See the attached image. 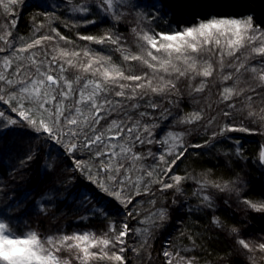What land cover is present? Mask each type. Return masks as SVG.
<instances>
[{
	"label": "snow or ice",
	"instance_id": "snow-or-ice-1",
	"mask_svg": "<svg viewBox=\"0 0 264 264\" xmlns=\"http://www.w3.org/2000/svg\"><path fill=\"white\" fill-rule=\"evenodd\" d=\"M28 7L37 11L24 36L17 30ZM172 14L169 0H60L53 5L0 0V133L18 130L36 141L13 172L40 162L51 187L34 207L45 216L62 197L72 196L91 205L90 214L78 220L98 216L107 221L100 232L42 233L21 229L19 217L10 214L12 206L5 205L0 209V264H130L129 251L137 257L147 251L152 264L150 241L169 219L168 208L157 207L156 194H183L189 181L202 209L215 212L209 190L216 189L235 193L238 204L264 214V191L250 197L239 176L220 181L209 173L177 171L189 154L202 155L194 150L225 142L231 145L225 156L234 151L246 161L245 136L234 134L264 138V20L257 22L253 13L213 14L172 24ZM61 15L66 29L108 26L102 34L77 31L78 40L87 42L80 45L63 34ZM161 19L168 30L159 29ZM122 24L132 40L120 30ZM185 89L194 101L215 89L216 100L184 112ZM201 131L208 139L191 142ZM257 157L264 166V140ZM65 174L73 186L66 194L58 187ZM29 195L25 192L23 199ZM224 203L230 206L229 200ZM211 223L225 229L216 215ZM229 235L248 264H264V234L248 237L233 226ZM187 239L191 246L165 238L161 264H200L196 240L191 234Z\"/></svg>",
	"mask_w": 264,
	"mask_h": 264
},
{
	"label": "trees",
	"instance_id": "trees-1",
	"mask_svg": "<svg viewBox=\"0 0 264 264\" xmlns=\"http://www.w3.org/2000/svg\"><path fill=\"white\" fill-rule=\"evenodd\" d=\"M173 14L168 18L172 24L190 23L197 16L207 18L210 15H237L241 16L246 13H253L257 22L264 20V0H169ZM50 5L60 3V0H48ZM53 9L50 8L49 11ZM37 11L34 7L25 8L23 15L19 19L18 33L28 36L31 31V17ZM43 20L44 17H38ZM63 15H61L60 28L66 36L75 40L78 44L83 45L87 42L79 41L76 37V32L81 34H102L104 28L108 25L98 24L97 26H89L87 30L66 29L63 27ZM159 29L168 30V24L164 19L156 21ZM120 30L129 37L133 38L128 31L125 30V25H120ZM99 49V45H93ZM118 54L114 58H117ZM117 62H119L117 60ZM183 87V85H182ZM216 90L212 89V94L206 90L205 93L197 95L195 102L192 97H189L185 89L181 108L184 112L193 111L199 107H205L208 103L216 100ZM206 95V96H205ZM244 135L245 149L244 155L248 157L245 161L235 156L234 151L231 155L225 156L224 153L231 148L228 142L224 144H216L214 147L206 149H196L194 151L201 152L202 155H188L187 159L180 164L179 173L183 174L185 170L194 174L209 173V178L212 180H235L237 176L247 182L246 194L252 198L257 197L261 191H264V171L261 169L264 166L259 164L257 153L260 142L264 138L259 136ZM7 136L15 139L16 143L9 144V141L4 138V145H0V180L15 181L12 187L0 190V209L5 205H11V213L19 217V227L25 229L31 227L42 233L63 229L71 233L74 230H95L100 232L104 230L107 221L100 217H93L89 220L80 221L79 217L85 214H90L91 205L82 204L80 200L74 199L72 196L61 198L63 202H58L55 207L51 208L45 216L40 213L35 202L46 188L51 187V178L44 177L41 173L40 162L32 164L30 170L15 171L19 165V158L25 155L29 149L36 147V141L30 139L34 143L31 148L23 149L20 144V138L26 139V135H22L18 130H12ZM15 136H17L15 138ZM208 139L202 131L194 133L190 137L193 143H203ZM3 142V137L0 136V143ZM17 144V145H16ZM256 161L255 163L253 161ZM12 172V175L9 173ZM67 175L61 176L64 181L62 185H58L61 193H67L73 187L67 183ZM195 185L189 181L183 185V194L174 193L169 190L164 196L157 193V207L164 206L169 210V219L164 222L162 228L158 230L157 238L150 241L152 244L151 256L152 264H161L160 249L163 240L169 236L175 238L182 245H190L187 239L191 234L199 246L195 254L200 258V264H248L243 250L238 248L235 243V236L229 235V230L235 226L243 232L255 235L258 233L264 234V214L255 213L252 210L246 209L243 204H238L235 193L218 192L216 189L209 191L215 197L216 210L211 212L200 207V200L193 196ZM250 190V191H248ZM25 192H30L31 195L27 199L24 198ZM59 195V193H58ZM15 197V201L11 198ZM23 200V203L19 201ZM173 200L176 203L173 204ZM229 200V204L224 201ZM19 203V209L16 204ZM115 209H113V212ZM216 215L225 225V229L216 228L212 223V216ZM133 227L137 226L136 222H132ZM180 232H184L183 237ZM162 233V234H159ZM139 241V237L136 238ZM138 246V245H137ZM67 257V253H62ZM130 264H148V252L141 251L139 257L135 253L129 251Z\"/></svg>",
	"mask_w": 264,
	"mask_h": 264
},
{
	"label": "rangeland",
	"instance_id": "rangeland-1",
	"mask_svg": "<svg viewBox=\"0 0 264 264\" xmlns=\"http://www.w3.org/2000/svg\"><path fill=\"white\" fill-rule=\"evenodd\" d=\"M130 19L131 20H133L134 21V19H135V15H134V13H133V16L132 17H130ZM130 34V33H129ZM131 35V34H130ZM132 37V36H131ZM133 38V37H132ZM61 43H63V42H61ZM206 96V95H205ZM12 130H9L7 133H0V136L1 137H3V142L2 143H0V145L1 146H3L4 145V143H5V141H4V138H6V140L7 141H9V144H11V143H16V141H15V139L14 138H12V137H9V136H7V134H9V132H11ZM17 136H15V138H16ZM20 139V146L23 148V149H25L26 147L27 148H31V146L34 144V143H31V141H30V139L26 136V139L25 140H22V137H19ZM17 145V144H16ZM29 151V150H28ZM242 181H244V182H246L244 179H241ZM15 181H8V180H5V181H3V180H0V188H2L3 190L4 189H6V188H9V187H12V184L14 183ZM247 183V182H246ZM228 193V192H227ZM230 194V193H229ZM234 198H236V196L234 195ZM244 207L246 208V206L244 205ZM247 209V208H246ZM249 210H251V209H249ZM256 213V212H255ZM241 233L242 234H244V235H246V236H248V237H253V238H255V237H259L260 235H262L263 233H258V234H255V235H250L249 233H245V232H243V231H241ZM235 239V238H234ZM238 246V248H240L239 247V245H237ZM242 250V249H241Z\"/></svg>",
	"mask_w": 264,
	"mask_h": 264
}]
</instances>
